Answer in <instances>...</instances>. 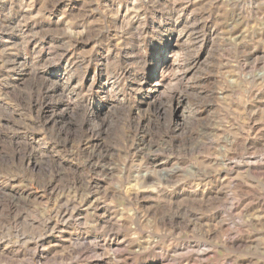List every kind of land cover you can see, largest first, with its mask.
<instances>
[{
	"label": "rangeland",
	"instance_id": "1",
	"mask_svg": "<svg viewBox=\"0 0 264 264\" xmlns=\"http://www.w3.org/2000/svg\"><path fill=\"white\" fill-rule=\"evenodd\" d=\"M0 264H264V0H0Z\"/></svg>",
	"mask_w": 264,
	"mask_h": 264
},
{
	"label": "bare ground",
	"instance_id": "2",
	"mask_svg": "<svg viewBox=\"0 0 264 264\" xmlns=\"http://www.w3.org/2000/svg\"><path fill=\"white\" fill-rule=\"evenodd\" d=\"M176 45L178 46V41H176ZM177 53V52H176ZM174 57V56H173ZM172 57V58H173ZM174 59V58H173ZM172 59V60H173ZM175 64V60H173V62L171 63V64ZM170 64V65H171ZM169 66V65H168ZM166 71V70H165ZM164 80V79H163ZM56 82V81H55ZM57 83V85H56V89L58 90V91H60V89H62V87L65 89V87H64V85L61 83V82H56ZM67 84V83H66ZM55 89V90H56ZM64 91V90H63ZM62 92V91H61ZM62 102V101H61ZM67 102V101H66ZM63 103L64 102H62V104H61V106H63ZM66 105V104H65ZM67 105H68V103H67ZM179 105V104H178ZM180 109V107H176V110H179ZM187 110V109H186ZM184 111H185V108L184 109H182L181 111H180V115H182V118H185V117H183V114H184ZM191 111V110H190ZM183 121H184V119H183Z\"/></svg>",
	"mask_w": 264,
	"mask_h": 264
}]
</instances>
